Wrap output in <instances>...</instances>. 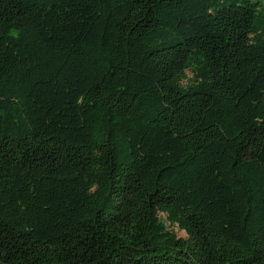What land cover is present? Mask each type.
I'll return each mask as SVG.
<instances>
[{
    "label": "trees",
    "instance_id": "trees-1",
    "mask_svg": "<svg viewBox=\"0 0 264 264\" xmlns=\"http://www.w3.org/2000/svg\"><path fill=\"white\" fill-rule=\"evenodd\" d=\"M263 2L0 0V264H264Z\"/></svg>",
    "mask_w": 264,
    "mask_h": 264
},
{
    "label": "rangeland",
    "instance_id": "rangeland-1",
    "mask_svg": "<svg viewBox=\"0 0 264 264\" xmlns=\"http://www.w3.org/2000/svg\"><path fill=\"white\" fill-rule=\"evenodd\" d=\"M169 225L170 224L168 223V226ZM169 227L172 228V229H174L180 237H187L186 231L185 230H181L177 225H175V226H169Z\"/></svg>",
    "mask_w": 264,
    "mask_h": 264
}]
</instances>
